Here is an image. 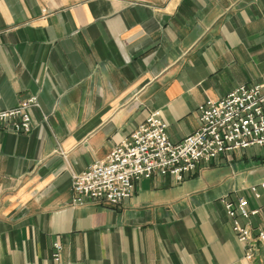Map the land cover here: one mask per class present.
I'll list each match as a JSON object with an SVG mask.
<instances>
[{
  "label": "crops",
  "instance_id": "obj_1",
  "mask_svg": "<svg viewBox=\"0 0 264 264\" xmlns=\"http://www.w3.org/2000/svg\"><path fill=\"white\" fill-rule=\"evenodd\" d=\"M262 84L264 0H0V111L38 98L29 132L0 127V264H264V248L245 259L221 202L248 197L264 229L249 192L264 148L181 183L142 180L118 206L71 205L73 176L151 113L180 142L199 106Z\"/></svg>",
  "mask_w": 264,
  "mask_h": 264
},
{
  "label": "built area",
  "instance_id": "obj_2",
  "mask_svg": "<svg viewBox=\"0 0 264 264\" xmlns=\"http://www.w3.org/2000/svg\"><path fill=\"white\" fill-rule=\"evenodd\" d=\"M37 104L33 96L0 111V127L15 134L29 132L30 111ZM198 113L199 129L180 142L170 140L161 112L151 113L104 160L73 176L71 205L103 202L118 206L134 195L142 180L171 176L181 183L224 155L264 148V84L239 86L225 98L199 106ZM249 192L259 200L264 196V182L251 186ZM221 202L245 249V259L252 262L264 248V229L251 223L259 208H253L248 197H225ZM54 249L53 260L60 263L63 246L55 244Z\"/></svg>",
  "mask_w": 264,
  "mask_h": 264
}]
</instances>
